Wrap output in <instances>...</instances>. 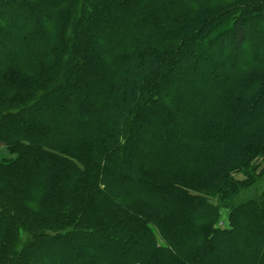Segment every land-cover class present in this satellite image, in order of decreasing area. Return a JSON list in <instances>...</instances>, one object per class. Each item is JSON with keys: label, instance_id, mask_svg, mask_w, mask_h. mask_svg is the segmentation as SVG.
Masks as SVG:
<instances>
[{"label": "trees", "instance_id": "1", "mask_svg": "<svg viewBox=\"0 0 264 264\" xmlns=\"http://www.w3.org/2000/svg\"><path fill=\"white\" fill-rule=\"evenodd\" d=\"M228 1L0 0V264H264V0Z\"/></svg>", "mask_w": 264, "mask_h": 264}, {"label": "rangeland", "instance_id": "2", "mask_svg": "<svg viewBox=\"0 0 264 264\" xmlns=\"http://www.w3.org/2000/svg\"><path fill=\"white\" fill-rule=\"evenodd\" d=\"M221 4L226 5V6L233 5V6L230 7L231 9H234V8L237 7V5L235 4L234 0H231V1H228V2H225V3H221ZM234 5H235V6H234ZM232 7H233V8H232ZM238 8H244V7H238ZM244 9H245V8H244ZM237 16H238V15H237ZM233 17H236V16L234 15ZM233 17L228 18V19L231 21ZM242 60H243V59H241V61H242ZM238 179H241V177H238ZM221 226L224 227V224H221Z\"/></svg>", "mask_w": 264, "mask_h": 264}]
</instances>
